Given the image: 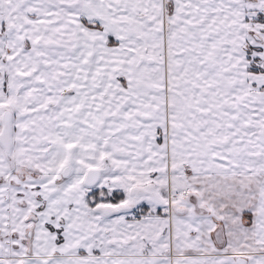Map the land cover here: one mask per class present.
<instances>
[{
	"label": "snow or ice",
	"instance_id": "6c2138e0",
	"mask_svg": "<svg viewBox=\"0 0 264 264\" xmlns=\"http://www.w3.org/2000/svg\"><path fill=\"white\" fill-rule=\"evenodd\" d=\"M0 264H264V0H0Z\"/></svg>",
	"mask_w": 264,
	"mask_h": 264
}]
</instances>
